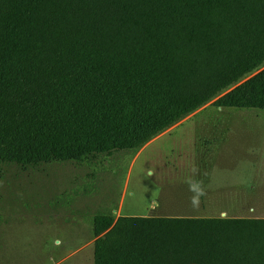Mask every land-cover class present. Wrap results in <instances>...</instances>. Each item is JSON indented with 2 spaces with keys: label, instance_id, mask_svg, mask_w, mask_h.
<instances>
[{
  "label": "trees",
  "instance_id": "1",
  "mask_svg": "<svg viewBox=\"0 0 264 264\" xmlns=\"http://www.w3.org/2000/svg\"><path fill=\"white\" fill-rule=\"evenodd\" d=\"M264 109V0H0V168L141 149ZM93 264H264V218L94 219Z\"/></svg>",
  "mask_w": 264,
  "mask_h": 264
},
{
  "label": "rangeland",
  "instance_id": "2",
  "mask_svg": "<svg viewBox=\"0 0 264 264\" xmlns=\"http://www.w3.org/2000/svg\"><path fill=\"white\" fill-rule=\"evenodd\" d=\"M139 151L2 166L0 264H93L96 216L150 215L158 183L190 171L226 199L210 217L264 218V109L210 103Z\"/></svg>",
  "mask_w": 264,
  "mask_h": 264
},
{
  "label": "crops",
  "instance_id": "3",
  "mask_svg": "<svg viewBox=\"0 0 264 264\" xmlns=\"http://www.w3.org/2000/svg\"><path fill=\"white\" fill-rule=\"evenodd\" d=\"M177 125L146 144L140 149L139 154L144 152L147 148L158 142L166 135L173 132L177 128ZM197 176L198 175L196 172L190 171L189 173L176 174L175 178H165L159 182V194L157 202L149 210L148 213L150 215L147 216L155 217L156 214L159 217H210L211 214L208 212L210 210L213 212L214 208L224 205L226 199L217 196L213 187L208 188L207 185H203L201 188H199L203 181L202 179H197ZM193 186L195 190H193ZM201 209L204 211H201ZM132 212V216H139L136 209L132 210ZM237 217L238 216H227L224 218Z\"/></svg>",
  "mask_w": 264,
  "mask_h": 264
},
{
  "label": "clouds",
  "instance_id": "4",
  "mask_svg": "<svg viewBox=\"0 0 264 264\" xmlns=\"http://www.w3.org/2000/svg\"><path fill=\"white\" fill-rule=\"evenodd\" d=\"M193 190H195L194 186H193Z\"/></svg>",
  "mask_w": 264,
  "mask_h": 264
}]
</instances>
